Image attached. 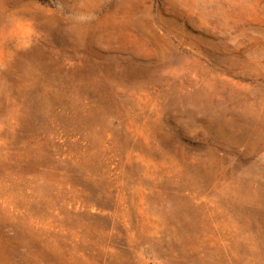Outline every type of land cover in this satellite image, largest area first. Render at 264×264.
<instances>
[{"label": "rangeland", "instance_id": "rangeland-1", "mask_svg": "<svg viewBox=\"0 0 264 264\" xmlns=\"http://www.w3.org/2000/svg\"><path fill=\"white\" fill-rule=\"evenodd\" d=\"M0 264H264V0H0Z\"/></svg>", "mask_w": 264, "mask_h": 264}]
</instances>
